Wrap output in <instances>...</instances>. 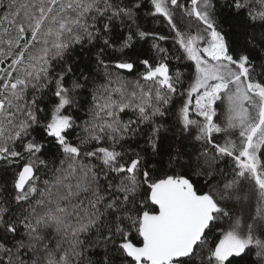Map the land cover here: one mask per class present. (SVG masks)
Returning <instances> with one entry per match:
<instances>
[{
	"label": "snow or ice",
	"instance_id": "obj_1",
	"mask_svg": "<svg viewBox=\"0 0 264 264\" xmlns=\"http://www.w3.org/2000/svg\"><path fill=\"white\" fill-rule=\"evenodd\" d=\"M0 264H264V0H0Z\"/></svg>",
	"mask_w": 264,
	"mask_h": 264
},
{
	"label": "trees",
	"instance_id": "obj_2",
	"mask_svg": "<svg viewBox=\"0 0 264 264\" xmlns=\"http://www.w3.org/2000/svg\"><path fill=\"white\" fill-rule=\"evenodd\" d=\"M160 27L163 28V24H161ZM162 46L171 47L170 43H165Z\"/></svg>",
	"mask_w": 264,
	"mask_h": 264
}]
</instances>
